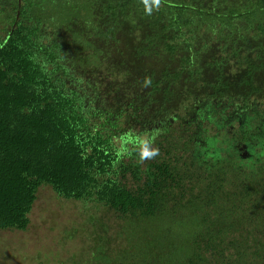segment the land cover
Listing matches in <instances>:
<instances>
[{"label": "trees", "instance_id": "obj_1", "mask_svg": "<svg viewBox=\"0 0 264 264\" xmlns=\"http://www.w3.org/2000/svg\"><path fill=\"white\" fill-rule=\"evenodd\" d=\"M49 1L15 0L0 38V229L25 230L48 184L89 205L83 226L93 243L82 264H264V123L250 122L260 115L250 97L264 95V43L242 37L258 52L228 75L227 46L201 41L187 16L215 15L221 0L206 12L168 0H92L94 29L57 22L43 11ZM240 1L250 16L264 7ZM230 11L235 24L242 12ZM237 98L244 106L216 121L206 147L174 133L169 117L183 127ZM176 102H187L181 115ZM237 139L252 140L251 157L240 156Z\"/></svg>", "mask_w": 264, "mask_h": 264}, {"label": "rangeland", "instance_id": "obj_2", "mask_svg": "<svg viewBox=\"0 0 264 264\" xmlns=\"http://www.w3.org/2000/svg\"><path fill=\"white\" fill-rule=\"evenodd\" d=\"M41 1L45 4L44 0ZM90 1L92 0H50L49 2L51 4L48 3L46 9L43 11L53 14L56 21L62 24L68 22L71 18H75L81 25H84L83 23L85 22V25L94 29V26L98 25L97 19L99 15L97 12L90 10L88 3ZM168 1L179 4L184 3L187 6L195 5V7L201 4V8L205 12L211 10L210 8L214 9L215 6H218L213 3L214 0ZM226 1L228 2L227 4H223V0L218 1L221 5L219 4V7H215L217 9H214L215 15L207 16L196 11L193 14V10L188 9L189 14L187 16L196 18L195 20L198 24L192 28L196 30V36L201 41L209 39L207 40L209 43H216L215 47L220 46V44L221 46H227L224 49V53L231 58L225 65V73L229 75L234 73L235 70H238V67L242 68L241 66L246 64L247 60L254 59L258 52V49H253L256 44H250L249 41V43L247 41L244 42L242 37L249 39L257 38V41L264 43V7L250 16L244 13L246 2L243 3L240 0ZM256 1L253 0L251 3ZM15 5V0H0V38L5 36L6 30L9 27V20H6V15L12 14ZM152 7L153 12L158 11L159 6L156 5V2L152 4ZM231 8L236 10L235 12L230 11L229 15L231 17L235 16L237 12H242V16L235 18V24H230L231 18L227 14ZM164 14L167 21L170 18L169 14L167 11ZM87 29L94 33V30L89 29V27ZM72 36H74L73 43L80 44L82 42L81 40H83L76 34ZM231 42L237 45L239 44L238 48L232 50ZM106 44L108 45L109 41H106ZM115 46L117 45H113L110 41L107 49H112ZM246 47L252 48L253 50H246ZM91 51L90 49L89 52L92 53ZM218 51L220 50L217 49ZM93 55H90V61L92 63L97 61L95 59L97 56ZM250 99L256 102L260 112L259 118L250 122L253 124L257 121L264 123V95L254 94ZM234 101L229 100L230 104L227 107L220 104L214 108V112L207 108L203 110L205 113L203 116L205 123L202 128L204 134L214 135V125L217 120H221L230 110L234 109L235 111L244 106V103H241L239 98ZM185 104L187 102L183 104L176 102L172 105V110L177 115H181L183 113V105ZM174 123V128H172L174 133L181 130L186 133L195 130V126L186 123H184L186 126L183 125L182 127L181 121L179 120H174ZM239 127L240 123L237 120L234 124V129H239ZM234 129L229 128L228 133ZM144 151L146 154L147 149L145 148ZM87 205L79 200L58 196L50 185L42 184L38 188L37 197L29 213L30 221L27 228L25 230L0 229V264H82L81 262L87 257L88 249L93 243L91 238L93 228L91 227V230L89 229V223L87 224L88 226H83L85 220L89 222L87 215L90 208ZM114 214V212H105L104 215H100L98 212L97 216H103V219L108 220L110 225L117 226L124 222L116 218ZM234 235H239V233H235ZM251 259L248 258L246 264L255 263L251 262Z\"/></svg>", "mask_w": 264, "mask_h": 264}, {"label": "flooded vegetation", "instance_id": "obj_3", "mask_svg": "<svg viewBox=\"0 0 264 264\" xmlns=\"http://www.w3.org/2000/svg\"><path fill=\"white\" fill-rule=\"evenodd\" d=\"M6 35V34H5ZM229 100H232V99H221L220 100V104L227 107V105H229ZM235 99H233L234 101ZM215 102H218V99H214ZM235 102V101H234ZM242 103H244V100L242 101ZM232 111V110H230ZM202 116L200 118H198L199 116ZM205 115V113H201V112H195L194 114H192L191 116V120H187L189 125H193L195 126V130L192 131V132H187L188 134H190L194 141L195 142H198V146L196 147V149L201 146V147H206L207 146V141H206V138L204 136V133H203V127H204V119H203V116ZM229 115V113L227 114ZM169 120L171 122H174L175 120V117L171 116L169 117ZM241 122V120H239ZM186 126V124H185ZM184 126V127H185ZM230 128H233V126H231ZM252 140H241V139H237L236 142H235V147H238L240 149V156L243 157V158H247V157H251L252 156V152H251V146H250V142ZM198 150V149H197ZM245 154H247L245 156Z\"/></svg>", "mask_w": 264, "mask_h": 264}, {"label": "clouds", "instance_id": "obj_4", "mask_svg": "<svg viewBox=\"0 0 264 264\" xmlns=\"http://www.w3.org/2000/svg\"><path fill=\"white\" fill-rule=\"evenodd\" d=\"M147 10L150 12L151 11V8H148Z\"/></svg>", "mask_w": 264, "mask_h": 264}]
</instances>
